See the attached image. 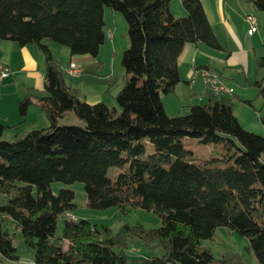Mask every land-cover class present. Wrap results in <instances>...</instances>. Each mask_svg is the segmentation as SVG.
I'll list each match as a JSON object with an SVG mask.
<instances>
[{
    "label": "trees",
    "instance_id": "obj_1",
    "mask_svg": "<svg viewBox=\"0 0 264 264\" xmlns=\"http://www.w3.org/2000/svg\"><path fill=\"white\" fill-rule=\"evenodd\" d=\"M248 1L264 11V0ZM181 4L186 15L177 17L169 0H0V40L35 44L44 60L45 94L27 89L18 111L24 115L37 104L47 119L13 140L2 139L6 125L0 121V264H244L241 255L214 259L201 246L222 225L247 236L264 264V135L239 123L227 95L207 91L204 102L177 115H169L161 100L180 80L177 60L186 43L220 47L200 0ZM106 7L122 14L129 40L120 58L127 77L113 106L80 99L44 42L65 46L71 56H96L105 38ZM256 65L264 74V46ZM256 84L264 100V86ZM67 111L82 123H60ZM184 136L223 142L234 151L194 162ZM145 141L153 147L148 154ZM54 181H81L91 208L140 207L158 213L162 223L149 229L125 225L111 235L107 227L101 231L86 218L67 216L76 206L74 191L61 187L53 193ZM59 216L63 227L55 236ZM6 220L33 250L29 262L19 259ZM128 238L154 241L163 253L129 260Z\"/></svg>",
    "mask_w": 264,
    "mask_h": 264
},
{
    "label": "crops",
    "instance_id": "obj_2",
    "mask_svg": "<svg viewBox=\"0 0 264 264\" xmlns=\"http://www.w3.org/2000/svg\"><path fill=\"white\" fill-rule=\"evenodd\" d=\"M200 2L220 47L214 49L200 41L186 43L183 46L177 60L180 80L170 92L182 106L171 107L170 98L172 97L165 99L166 94L169 93L161 94L165 111L169 115H177L180 110L186 111V106L190 104L187 101H191V99L199 97V99H203L202 102L206 100L207 91L211 92V90L205 86L204 72L209 69L218 72L221 76L228 88V93L224 92L227 97L232 96L234 99L240 100L243 99H239L242 96L245 97V100H249V96H246L248 94H238L237 88H239L238 86L246 90L251 88L249 71L254 65L251 62H255L263 51L264 21L262 22V19H264V13L256 9L250 1L200 0ZM169 8L174 16L186 15L181 0H169ZM247 13H253L258 22V30L252 34L246 32L245 15ZM119 14L107 7L104 9L105 38L96 56L87 54L71 56L68 54L66 64L63 65L66 70L70 64L79 67V75L70 76L67 73L65 79L70 87L76 90L78 97L84 101L92 103L101 100L107 104V97L109 95L112 97L113 95L110 93L118 91L122 87L120 83L124 84L127 77L125 71L124 75L120 76L119 62L117 67L115 63L116 57H120L129 43L125 25L123 32L118 33V27L122 26V17ZM65 50L68 51L67 48ZM32 53L36 56L35 60ZM0 61L9 72V75L4 79L14 80L21 72L28 74V82L20 93H12L7 90L13 81L8 82L4 79L0 81V121L6 125L2 137L9 139L4 135L5 129L13 130L11 135L15 138L23 135L29 129L47 125V119L37 104L30 105L24 115L18 111V101L23 98L27 89H31L33 94H45L42 92L44 60L40 57L38 49L31 44L19 46L14 41L1 39ZM116 71L119 73L118 79L115 77ZM255 79L254 84L256 85L258 78ZM252 122L256 124L258 120L253 119Z\"/></svg>",
    "mask_w": 264,
    "mask_h": 264
},
{
    "label": "rangeland",
    "instance_id": "obj_3",
    "mask_svg": "<svg viewBox=\"0 0 264 264\" xmlns=\"http://www.w3.org/2000/svg\"><path fill=\"white\" fill-rule=\"evenodd\" d=\"M263 13L264 11L261 10ZM120 13V12H119ZM122 17V14H119ZM180 16V15H179ZM182 16V15H181ZM122 26L118 27V33L123 32L124 25L126 26L125 20L122 17ZM264 19H262V22ZM264 23V22H263ZM257 28H258V22H257ZM263 28V26H262ZM256 31V30H255ZM254 31V32H255ZM253 32V33H254ZM127 34V31H125ZM44 42L49 46V48H52V54L53 56L61 62L62 66L66 64V60L69 54V51L65 50L66 47L56 44L55 42L49 41L47 39L44 40ZM129 44V43H128ZM33 47H36L40 53V57L43 58L42 52L39 50V48L35 44H31ZM35 45V46H34ZM32 55L35 56L34 53ZM36 56L33 58L35 60ZM120 57H116L115 63L116 67L118 66L119 62V69H120V76L124 75L123 67L120 63ZM253 67L250 68L249 71V78L251 79V88L246 90L244 88H237L238 94H248L246 96H249V102L245 100V97L240 96V98L243 99H234L232 96H230L232 110L236 117L239 119V123L247 130L255 132L257 134L264 135V125L262 124L260 120V116L264 115V100L258 95V86L254 84L255 78H258L257 81H260L262 85L264 86V78H263V70L258 68L255 62H251L253 64ZM69 75V74H67ZM119 73L115 72V77L118 79ZM205 76H212V70H206V73L204 72ZM218 76L219 73H218ZM28 74H25L23 72L19 73L15 79H4L5 81L12 82L7 87V90H9L12 93H20L25 84H27L28 80ZM68 79V77H67ZM121 82V81H120ZM7 83V82H5ZM123 85V83H120ZM121 85V86H122ZM225 85V84H222ZM114 88V87H113ZM112 88V89H113ZM115 90V89H114ZM240 90V91H239ZM228 91V90H227ZM117 91H113V96L110 97V95L107 97L106 102L109 106H112L114 103L115 105V98L114 95ZM226 91H219V93H224ZM213 94V92L211 91ZM163 95V94H162ZM172 97V98H170ZM170 98L171 103L170 106H174L176 108H179L181 104H179L172 94H166L165 99ZM15 100V99H14ZM203 99L195 98L194 100L191 99L190 104L199 103L202 102ZM168 104V103H167ZM189 104V105H190ZM189 105L186 106V111L180 110V113L177 114H185L188 112ZM182 106V105H181ZM17 107V104H16ZM173 115V114H171ZM175 115V114H174ZM257 119L258 122L253 123L252 120ZM60 123L64 124H81L82 122L75 116V114L71 111H67L63 114V116L59 119ZM42 125H39L37 127H40ZM34 127V128H37ZM30 130V129H29ZM5 136H8L9 139L5 140H13L14 137H12L11 134H13V130L9 131L8 129H5ZM10 134V135H7ZM4 139V137H2ZM182 143L184 147L190 151L188 154L194 162H205L206 160L212 158V157H223L228 155L229 153H233L234 147L232 149L227 150L225 147V144L223 142H203L200 139L197 138H191L188 136H184L181 138ZM145 154H148L152 152L153 147L150 144V142L145 141ZM235 143L238 144L237 140L235 139ZM127 167V164L123 166H112L108 169L107 174L109 176H114L116 173L124 170ZM22 184L21 182H18ZM61 187H68L71 188L74 191V199L73 202L76 204L75 208L70 212H67L66 215L70 216L73 219H80V218H86L88 219L92 224H95L101 231L105 227L108 228L111 235L116 234L121 230V228L125 225L128 226H135L140 225L144 229L149 228H155L161 225L162 219L161 216L152 211V210H145L140 207H133V206H127L124 208H120L119 206H109L105 208H91L86 203V194L83 187V183L81 181H74L72 183H63L61 181H54L51 183V190L53 193H57L59 188ZM33 194H35V190H33ZM5 202V196L4 194L0 193V204ZM63 216H59L57 219V225L54 231L55 236H59L63 227ZM6 228L9 230V232H15V244H16V253L19 255V259L22 262H29L32 260L33 257V250L27 249L24 244L21 241V234L20 231L14 226V223L10 220H6ZM63 245H67V241H62ZM201 246L204 248L209 249L211 254L213 255L214 259H219L223 255L226 254H238L241 255L243 258L244 264H259L253 254V252L250 249V241L247 236L240 234L236 230H233L229 228L228 226L222 225L216 227L213 236L208 239H204L201 241ZM126 254L128 256L129 260H134L138 257H147V256H158L163 253V249L156 245V242H145L143 239L135 238L130 239L128 238L126 240Z\"/></svg>",
    "mask_w": 264,
    "mask_h": 264
},
{
    "label": "built area",
    "instance_id": "obj_4",
    "mask_svg": "<svg viewBox=\"0 0 264 264\" xmlns=\"http://www.w3.org/2000/svg\"><path fill=\"white\" fill-rule=\"evenodd\" d=\"M245 21L249 22L250 34L252 30H258L256 17L253 13H247ZM68 73L70 76H77L80 74V69L79 67L70 64L68 66ZM8 75L9 72L6 66L0 61V81ZM204 82L207 89H213V95H223V93H219V86L220 84H224V82L222 81L221 76H218V72L212 70V76H204ZM226 93H228V91H226Z\"/></svg>",
    "mask_w": 264,
    "mask_h": 264
},
{
    "label": "bare ground",
    "instance_id": "obj_5",
    "mask_svg": "<svg viewBox=\"0 0 264 264\" xmlns=\"http://www.w3.org/2000/svg\"><path fill=\"white\" fill-rule=\"evenodd\" d=\"M245 20H246V15H245ZM256 21H257V19H256ZM246 25H247V28H246V32H247V34H250V31H249V22L248 21H246ZM255 30H252L251 31V34L254 32ZM65 69V68H64ZM65 71V70H64ZM66 73H68V69H67V72ZM205 73H206V71H205ZM69 74V73H68ZM212 92H213V89H210ZM228 90V88L225 86V85H222V84H220V86H219V91H227Z\"/></svg>",
    "mask_w": 264,
    "mask_h": 264
}]
</instances>
